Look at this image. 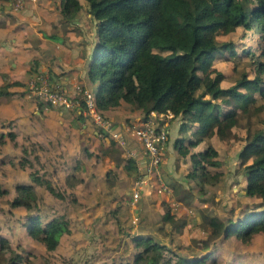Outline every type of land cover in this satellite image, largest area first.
<instances>
[{
  "label": "trees",
  "instance_id": "1",
  "mask_svg": "<svg viewBox=\"0 0 264 264\" xmlns=\"http://www.w3.org/2000/svg\"><path fill=\"white\" fill-rule=\"evenodd\" d=\"M85 1L95 20L97 35L87 75L90 81L96 82L93 92L98 107L104 110L119 105L121 101L144 107L150 101L149 109L159 113L170 111L180 117L181 133L188 129V124L195 126L198 137L196 141L189 142L190 146L195 145L199 139L208 140L214 135L220 140H226L234 127L243 126L246 135L239 152V162L246 177L245 193L264 200V131L260 127L253 129V124L247 119L246 124L240 125L241 117H251L252 113L264 109V103L254 105L251 102V90H238L243 81H248L244 72L232 86L220 89L216 86V77L205 76L206 70L202 64L206 56L221 58L219 53L223 52L224 43L216 39L217 34L229 33L237 26L249 29L253 23L264 33V0H245L254 3L250 11L244 8L241 0ZM82 8L79 0H61V13L66 19ZM263 75L264 61H258L251 80L260 88L262 102L264 87L259 84L264 85V80H261ZM221 93L228 94L219 96ZM5 94L7 92L0 89V95ZM223 105L227 108H222ZM8 136L14 141L13 132H8ZM3 137L0 133V143H3ZM17 144L14 141V145ZM177 149L182 157L189 153L188 148L182 145ZM22 152H27L25 146H22ZM216 154L211 147L190 153L192 169L187 176L199 182L206 181L208 173L205 164L220 165L219 160L211 158ZM24 163L25 158L20 164ZM124 169L128 174L136 170L132 158L125 161ZM111 175V170L106 172L109 184L114 180ZM31 178L33 182L44 185L53 196L64 197L61 191L47 179L41 178L36 171L31 173ZM172 187L174 193L180 191L182 194L178 197L180 201L190 203L195 196L179 182L172 184ZM14 189L15 195L8 201L10 207L22 206L28 211L36 208L32 184L18 183ZM6 193L7 189L0 183V196ZM165 208L161 216V228L177 221L180 227L186 225L185 218L172 214L169 206ZM26 219L30 236L38 239L48 251L54 250L61 236L70 232L68 221L61 216H54L42 223L37 211L26 214ZM201 219L202 224L210 228L208 240L215 239L222 220L207 214L202 215ZM194 222L197 223V220L194 219ZM263 231L264 202L260 210H252L243 218H228L227 225L223 227L225 237L234 234L243 241ZM134 243L136 246L143 245L148 264H158L166 247L152 236H137ZM5 244L8 245L0 238L1 249ZM202 246L203 249L208 248V241H204ZM7 247L10 249L9 245ZM149 252L151 254L147 255ZM142 256V251L138 252L134 264ZM18 257L15 253L9 264H19ZM207 258L208 255L194 256L186 262L206 264Z\"/></svg>",
  "mask_w": 264,
  "mask_h": 264
},
{
  "label": "crops",
  "instance_id": "2",
  "mask_svg": "<svg viewBox=\"0 0 264 264\" xmlns=\"http://www.w3.org/2000/svg\"><path fill=\"white\" fill-rule=\"evenodd\" d=\"M79 2L84 4L81 0ZM84 11L85 9L82 8L74 16L66 19L61 13V0L27 2L18 10L10 5V0H0V89L7 92L5 95H0V133L5 134L4 142L0 143V147L5 149V153L0 155V182L3 184V188L10 193L9 200L15 195L16 184H32L33 192L41 193L38 195L40 199L35 198L39 213V210L45 207L52 210L57 197L53 196L44 185L32 181L31 168L29 169L27 164L22 166L15 163L12 158L15 153L14 141L20 146L22 144L26 146L28 142L34 144L38 164L35 163L34 158L30 159L29 155H25V157L30 160L32 168L35 165L36 169L40 171L38 172L39 176L50 181L53 186L56 175H62L65 172L66 192L71 190L75 193L79 202L96 201L95 194H99V196L117 195L120 191H128L131 177L124 169L123 155L117 154L119 149L124 153L127 151L128 154H131L129 157L134 160L139 173L141 171L144 173L148 166V159L142 143L132 129L138 127L150 113V101L144 107L121 101L119 105L102 110L112 127L120 130L125 137L126 143L121 145L111 139L102 140L99 136L101 130L92 128L79 107L64 109L49 106L44 108L29 95L28 84L38 72L47 74L52 84L61 87L72 96L80 95L83 90H95L96 82L90 81L87 75L91 62L90 56L97 42L95 20L92 18V24L89 25L87 16L91 15ZM209 58L211 60L202 62L203 67L206 62V70H210L206 75L214 76L215 72H221L220 85L223 83L229 85L226 78H223V74L227 75V61L217 60L215 56ZM230 71L232 72V70ZM4 84L6 85L4 86ZM156 114H158L157 117H162L168 136L162 150V161L159 164L162 170H159L158 165L154 172V174L163 176L171 188L170 192L157 190L158 193L166 194L164 199H168L170 196L167 194L174 192L173 182L184 185L183 180H187L190 183V178H186V174L192 169L190 153L205 151L209 147L217 152L220 165L205 164L208 175L209 167H213L215 172L211 174L212 177L216 175L222 181L227 179L233 181L232 179L236 178L232 182V189L237 187L234 189L239 190L241 197L246 201L249 197H254L245 193L246 177L242 172L239 159H236L241 143L245 142L244 127H240L241 132H237V126L232 129V135L237 132V137H239L235 141L234 137L220 140L214 135L208 140L199 139L195 145L190 146L189 142L196 141L198 137L194 125L188 124V129L181 133L179 131L180 117L170 111L156 112ZM8 131L15 134L14 141H10L6 137ZM180 145L189 150L185 157H182L178 152L177 148ZM232 145L234 147H231ZM19 148L20 151L16 150L17 154L22 153L21 147ZM220 155H223L224 158H219ZM234 157L237 160H234L235 162L231 161ZM68 163H70L71 172L67 168ZM110 170L114 174L111 184L106 181V172ZM43 171L44 175L40 174ZM183 173L186 174L183 175ZM152 178L146 179L139 193V195L142 193L140 204L145 209H151L154 205L153 199L148 198ZM155 188H157V183ZM111 198L114 199L113 196ZM254 198L259 199L260 202L257 203L259 205L255 208L246 206L244 209L246 214L262 208L264 200ZM40 201L48 204H40ZM132 206L135 207L134 204ZM234 207V213H237L240 208ZM10 209L22 212V216L30 213L22 206ZM22 222L24 223L23 219ZM158 225L160 226V224ZM159 226L155 228L156 232H158ZM149 229L146 231L149 232ZM27 230L25 229L26 237L22 241L34 239ZM148 234L151 235L150 233L146 235ZM258 235L260 234L256 233L254 237ZM5 237L11 243L13 239L11 234L5 235ZM34 240L39 241L36 238ZM43 247L45 248V246Z\"/></svg>",
  "mask_w": 264,
  "mask_h": 264
},
{
  "label": "rangeland",
  "instance_id": "3",
  "mask_svg": "<svg viewBox=\"0 0 264 264\" xmlns=\"http://www.w3.org/2000/svg\"><path fill=\"white\" fill-rule=\"evenodd\" d=\"M81 1L84 3L82 5L83 9H85L84 12H89L87 11V2L85 0ZM241 2L247 11H250L254 6L253 2L249 3L245 0H241ZM87 20H89V25H91L92 16H87ZM216 39L224 43L223 52L219 53L221 58L217 57V60L227 61V75L225 74L226 76H224L223 74V78L225 77L226 81L229 82V85L226 83L220 85L219 78H221L222 73L215 72L213 75L216 77V86L220 89H227L244 72L248 81H243L238 90L243 92L251 90L252 104L264 103L260 100V88L251 80L255 75L258 61H264V33L259 31L253 23L249 29L237 26L229 33H219L216 35ZM209 57H205L204 60L206 62L207 60H211ZM206 62L204 63L205 70ZM229 67L232 72L229 70ZM208 71L210 70H206V74ZM206 74L205 76H207ZM261 80H264V75ZM259 86L264 87L263 84H259ZM83 92L84 90L81 91V94ZM227 94L221 93L219 96H226ZM222 108L226 109L227 107L223 105ZM238 114H240V111H238ZM85 118L90 122L89 124L92 128H98L88 117L85 116ZM246 119L250 120L251 124H253V129L260 127L264 131V109L257 113H252L251 117H241L240 125L246 124ZM240 127L243 126H237V132H241ZM8 132L6 133V137L10 140ZM237 132L234 135H232L233 133L230 135L231 138L234 137V141L239 138L237 137ZM99 136L102 140L108 139L103 131H100ZM241 144L240 147L242 148L244 142ZM22 146L25 145H15V153L12 156L15 163L20 164L22 159L25 158L24 164H27L29 169L31 168V173L34 171L40 172L36 169L35 165L32 168L30 160H27L25 157V155H29L30 159L34 158L35 163L37 162L36 164H38L34 144L31 142L27 143L25 146L27 148L26 153L22 152ZM19 147H21L22 153L17 154L16 150L19 149L20 151ZM231 147H234V145ZM241 148L238 151L237 160L239 159ZM173 149L176 148L173 147ZM4 153V147H0V155ZM117 154L123 155L124 162L131 156L127 151L124 153L121 149H119ZM217 157L216 154V156L211 158L218 160ZM220 157L224 158L223 155H220ZM236 159L234 157L231 161ZM67 168L71 172L70 163L67 164ZM159 170H162L161 165H159ZM208 170L209 175H206V181L200 182L198 179H194L183 173V175L186 174L187 179L190 178V183L187 180H183L185 184H180L188 188L195 195L190 203L180 201L178 198L182 195L180 191L176 193L172 191V193L167 194L170 195L168 199H164L166 194L158 193L157 190L160 186V181L168 186L167 180L163 176H157V174L151 175L153 177L150 182L152 185L149 186L151 187L149 189L151 191L148 195L149 199H153L154 205H152L151 209L142 208L140 204L142 193L135 201L132 198L133 182L137 177L143 175V171L139 173V170L136 169L131 174L126 172L131 177L128 191H120L117 195L99 196V194H95L94 196L97 197V200L92 202L77 201L75 193L71 190L66 192L67 182L64 177L65 172L62 175H56L54 186L64 194V197L56 198V202L53 204L54 208H51L52 210L45 207L40 209V213H38L42 223L54 216L65 218L68 221L71 232L64 233L60 238L59 244L52 251L45 250L44 245L40 241L34 240L35 238L22 241L26 237L25 229L27 230L29 223L26 220V216H22V212L15 209L11 211L10 208L13 207H10L8 204L10 193L7 191L6 194L0 196V238H3L8 243L10 249L6 244L2 249L0 247V264H9L11 257L15 253L19 255V264H134L135 255L141 251L143 256L135 264H148L144 256L143 245L136 246L134 243V238L137 236H153L155 241L165 244L166 247L163 255L158 260V264H188L186 262L188 259L191 260L192 257L201 255H208L206 264H264V231L259 232L260 235L255 237L254 234L253 239L249 242L243 241L234 234L228 237L223 235V227L227 225L228 218L232 220H237L238 217L243 218L246 214V211H244L245 207L255 208L259 205L257 204L260 202L259 199L249 197L246 201L241 197L239 190H235L237 187H234L235 189L231 187L232 182L236 178L232 179L233 181L231 179L222 181L216 175L214 177L211 176V174H214L215 168L209 167ZM44 173L43 171L40 174L44 175ZM112 175L114 174L112 173ZM237 178L240 179V177ZM156 183L157 188H155ZM172 184H177V182H173ZM1 185L3 187L2 183ZM39 194L41 193L37 192L35 196L40 199ZM40 204L45 205L48 203L40 201ZM133 204L135 207L132 206ZM166 206L170 207L171 213L175 216L186 219L184 227L178 226L179 221L170 225L167 224L164 228L160 227L162 226L161 216ZM234 206L240 208L237 213H234ZM230 207L232 208L230 209ZM37 211V208H33L29 212L35 213ZM206 214L218 216L222 220L219 233L212 240H208L209 226L202 224L201 216ZM194 219L197 220L199 225L194 222ZM157 222H159L160 226ZM158 226L159 230L156 232L155 228H158ZM199 226H202V228ZM147 229H149V232L146 231ZM145 232L151 235H146ZM8 234H11L13 238L11 243L5 237ZM204 241H208V248L206 249H203L202 246ZM150 254L149 252L147 255Z\"/></svg>",
  "mask_w": 264,
  "mask_h": 264
},
{
  "label": "built area",
  "instance_id": "4",
  "mask_svg": "<svg viewBox=\"0 0 264 264\" xmlns=\"http://www.w3.org/2000/svg\"><path fill=\"white\" fill-rule=\"evenodd\" d=\"M39 0H10V5L18 10L27 2H37ZM29 95L37 104L44 108L49 106L64 109L79 107L83 114L94 122L103 131L104 135L121 145H125L126 139L120 130L112 127L102 109L97 105L95 93L92 90H84L81 95H69L66 90L51 83L49 76L43 72L36 73L28 84ZM159 113V112H158ZM156 111L150 110L138 127H134L133 133L142 143L144 153L148 159V166L142 176L137 177L133 182L132 198L135 201L139 196L142 184L146 179L151 178L158 165L162 161V150L167 141V129L162 117H157ZM160 116V115H159ZM162 116V114H161ZM167 116V115H165ZM157 176H159L157 174ZM158 191L170 192L171 188L160 181Z\"/></svg>",
  "mask_w": 264,
  "mask_h": 264
}]
</instances>
